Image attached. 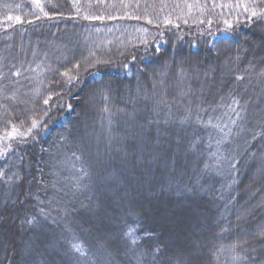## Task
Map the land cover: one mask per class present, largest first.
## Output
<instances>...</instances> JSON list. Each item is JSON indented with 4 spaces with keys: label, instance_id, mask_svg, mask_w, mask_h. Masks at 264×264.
Returning <instances> with one entry per match:
<instances>
[{
    "label": "trees",
    "instance_id": "16d2710c",
    "mask_svg": "<svg viewBox=\"0 0 264 264\" xmlns=\"http://www.w3.org/2000/svg\"><path fill=\"white\" fill-rule=\"evenodd\" d=\"M39 3L0 0V264H264V0Z\"/></svg>",
    "mask_w": 264,
    "mask_h": 264
},
{
    "label": "rangeland",
    "instance_id": "374dc122",
    "mask_svg": "<svg viewBox=\"0 0 264 264\" xmlns=\"http://www.w3.org/2000/svg\"><path fill=\"white\" fill-rule=\"evenodd\" d=\"M162 212H161V210L158 209V207L154 208L155 216H157L160 219V221H162L164 223H169L170 222L169 220H172V219L169 218L170 212H167V211L166 212L164 211L165 213L164 212L162 213ZM182 220L183 219H175L174 222H176L177 224H182V222H183ZM71 259H73V256L70 254L69 260H71Z\"/></svg>",
    "mask_w": 264,
    "mask_h": 264
},
{
    "label": "snow or ice",
    "instance_id": "6c2138e0",
    "mask_svg": "<svg viewBox=\"0 0 264 264\" xmlns=\"http://www.w3.org/2000/svg\"><path fill=\"white\" fill-rule=\"evenodd\" d=\"M36 6H37V7H40L39 0H36ZM42 10H43V9L41 8V11H42ZM8 19H11V17H8ZM16 19H17V21H19V17H17Z\"/></svg>",
    "mask_w": 264,
    "mask_h": 264
}]
</instances>
